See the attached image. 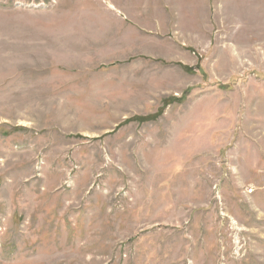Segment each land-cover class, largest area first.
<instances>
[{"label":"rangeland","instance_id":"rangeland-1","mask_svg":"<svg viewBox=\"0 0 264 264\" xmlns=\"http://www.w3.org/2000/svg\"><path fill=\"white\" fill-rule=\"evenodd\" d=\"M0 264H264V0H0Z\"/></svg>","mask_w":264,"mask_h":264}]
</instances>
